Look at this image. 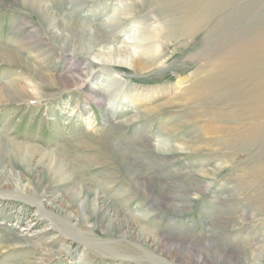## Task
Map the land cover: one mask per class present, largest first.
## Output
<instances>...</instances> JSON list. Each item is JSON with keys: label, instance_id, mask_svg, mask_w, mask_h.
Returning <instances> with one entry per match:
<instances>
[{"label": "bare ground", "instance_id": "obj_1", "mask_svg": "<svg viewBox=\"0 0 264 264\" xmlns=\"http://www.w3.org/2000/svg\"><path fill=\"white\" fill-rule=\"evenodd\" d=\"M60 1L62 0H0V4L9 3L11 6H22L30 10L38 20V24L26 21L28 35L26 39L18 41L16 48H0V62L25 66L35 79L29 78L23 82V78H19V81H16V78L15 81L0 86V100L2 98H6L7 101L21 100L26 94L30 96V100H34L43 95L53 97L59 87L65 89L83 87L84 100L78 107L79 116L84 114L89 126L95 122L90 101H94L100 107L103 118L117 117L118 123L132 125L168 111L173 106L171 101L176 100L178 94L181 95L178 98L184 100L183 106L192 110L196 100L192 96L193 92L202 94L198 99L201 102L204 97L209 100L213 94L217 106L221 108L213 112L211 124L207 126L205 123L201 126L202 132L210 134L212 136H208L210 139L213 138L232 151L245 147L255 152L258 148L262 150L264 146V27L256 30L257 32L254 31L253 36L241 39L242 35L239 34L241 35L239 39L233 38L237 36L236 27L240 24L238 21L241 20L243 16L241 15L232 23L236 27H232L231 24L228 26L232 31L228 32L227 36L221 34L226 30L225 18L233 20L237 15L235 10L242 0ZM248 12L251 14L254 10H246L244 13ZM41 29H44V34H41ZM203 30H206L203 36L209 39L205 44L206 53L199 52L194 57L191 56L193 61L197 60V65L190 72H186L185 76L179 75L176 79L174 86L178 93L175 98L170 99L171 101L168 99L157 102L147 108L138 107L142 98L148 97H145V94H151L149 98L158 96L154 91L160 87L156 84L142 85L133 82L127 76L137 77L166 70L174 63L175 49L183 48L186 43L189 44L194 35ZM58 52L63 53L62 60L67 65L55 70L51 63H48L54 53ZM46 87L52 89L51 92L45 94L43 90ZM181 104L179 102L174 105ZM124 105H127L131 111L120 116L119 112L124 109ZM141 108L143 111L140 110ZM192 110L188 114L182 111L163 116L164 133L157 136L153 143V148L161 156L169 157L202 151V146L194 147V144L199 142V131L195 133L196 138L194 135H188L190 138L186 139L189 142L194 138L195 143L175 144L177 139L174 138L175 135L181 134L182 131L186 132V128L194 124L191 118H195L197 113ZM181 116L183 118H179ZM220 119H225V123L219 124ZM33 151L34 154L37 153L36 150ZM257 153L258 151L256 155ZM119 154L130 185L127 184L126 188L121 187L118 195L126 203L136 196L141 198L138 204L143 208L140 209L141 214L138 216H132L129 214L130 211L125 212L126 204L115 202L107 196L106 190L109 188L107 182L110 179L108 173L103 174L99 182L101 190L98 192L80 185L76 181L74 171L69 170L63 161L55 158L45 167L44 156H41L31 166H25L29 174L36 179L34 186L25 183L19 173L13 172L6 162L0 160V185L4 188V194L13 197L12 194L16 191L10 188L12 186L22 192L25 191L24 193H28L26 201L32 200L33 203H37L42 215L48 217L47 227L39 230L34 223L29 222L24 224L18 236L16 235L20 239L19 246H32L43 250L44 257L37 260L38 264H43L45 260L54 257L71 255L73 253L71 249L74 247L72 244L75 241L85 253L90 245L78 232L80 224L100 227V231L107 235H119L135 240L139 244L161 249L162 254L167 252L172 256L180 255L184 263L192 262L194 258L199 264H210V262L261 264L264 260V247H259L254 256L242 262L225 250L222 254L217 245L215 247L211 244L208 251L213 254V258L208 259L206 250L201 247L181 245L178 248L164 242V238L154 230L141 225V222L154 215L160 206L174 212L186 213L201 192L213 188L218 192L221 184L216 187L214 182L220 172L226 168L224 165L216 161L217 163L206 166L208 161L203 158L200 162L202 165L193 169L195 174L179 181L180 186L177 183L172 188L168 184L157 187L151 175L141 173L135 163L129 161L125 150L119 151ZM96 156L98 155L84 156L85 158L82 159L87 163L97 162V166H108V160L98 158V161ZM259 160L261 161L249 172H245L250 175V179L244 185L245 188L259 187L264 190V156ZM75 172L79 174L77 170ZM233 187L234 192L229 193L232 198L236 193L238 194L241 186L237 183ZM4 202L5 200L0 199V204ZM231 209L230 214L234 211ZM52 229H57V233L43 238L42 234ZM56 240L57 244L70 242L68 247L55 249ZM98 248L96 250H99ZM100 249L105 250L103 247ZM106 250L111 251V249ZM64 253L65 255H62ZM76 263L78 264V261Z\"/></svg>", "mask_w": 264, "mask_h": 264}, {"label": "rangeland", "instance_id": "obj_2", "mask_svg": "<svg viewBox=\"0 0 264 264\" xmlns=\"http://www.w3.org/2000/svg\"><path fill=\"white\" fill-rule=\"evenodd\" d=\"M60 2H63V0ZM240 3L238 9L235 10L237 15L233 17V20L225 18L226 30L221 33L222 36L224 34L225 37L228 32L232 31L228 26L233 25L232 23L235 22L236 17L241 15L243 16L238 21L240 24L237 27L232 26L236 27L238 32L237 36L233 38L239 39L241 35V39L253 36L254 31L257 32L264 27V0H242ZM246 10H254V12L246 14L244 13ZM26 21H31V24H38V20L30 10L22 6H11L9 3L0 4V48H16L20 39H26L28 35ZM205 32L206 30H203L194 35L191 42L184 44L183 48L177 47L173 56L174 63L170 64L166 70L162 69L164 71L156 73L157 75L150 73L137 77L127 76L133 82L146 86L156 84L160 87L157 91H154L158 96L149 98L151 94H145L144 96L148 97L142 98V102L138 103V107L147 108L157 102L168 99L171 101L175 98L178 93L174 86L176 79L179 78V75L185 76L186 72H190L197 65V60L193 61L191 56L194 57L199 52L201 54L206 53L207 47L205 44L208 43L209 39L203 36ZM41 34H44V29H41ZM62 59L63 53H54L48 64L51 63L53 69L59 70L62 66L67 65ZM31 61L33 62V59ZM168 75L172 77H166ZM19 78H23L24 82L29 78L35 79V76L25 66L0 62V86L15 80L19 81ZM82 88L65 89L59 87L55 90L57 94L53 97L43 95V97L34 100H30V96L27 94L21 100L7 101L6 98H2L0 100V160L6 162L13 172L19 173L25 183L34 186L36 179L29 174L25 166H31L41 156H44L43 165L45 167L49 166L51 160L55 158L63 161L69 170L74 171L76 181L80 185L98 190V192L101 190L99 189L101 188L99 182L103 178V174L108 173L110 179L107 182L109 186L108 189L106 188L107 196L115 202L126 204L124 210L127 213L130 211L129 214L132 216L140 215V209L143 207L138 204L141 201L139 196L127 203L119 198L118 193L121 191V187L126 188L127 184L130 185L119 151L125 150L129 161H133L141 173L151 175L157 187L168 184L172 188L177 183L180 186L179 181L186 180L188 176L195 174L193 169L202 165L200 162L203 158L206 159V162L208 161L206 166L218 162L226 167L214 182L216 187L221 184L218 192L215 188L201 192L193 206L186 213L174 212L169 208L160 206L158 207L160 209L148 220H143L141 225L154 230L164 238V242L171 243V245L178 248L181 245L184 247H201L206 250L205 254L208 259L213 258V254L208 251L211 244L215 247L218 246L217 248L221 250L222 254L225 250L242 262L246 258L254 256L253 254L256 253L259 247H264V190L259 187L245 188L246 186H244L248 182L247 180L250 179V175L245 172H249L253 166L262 160H259V158L264 156V146L262 150L256 149L258 157L254 150H249V147L232 151L217 143L213 138L210 139L208 137L211 136L210 134L202 132L201 126L205 123H207V126L211 124L210 120L214 117L213 112L221 108L217 106V100L213 94L209 100L204 97L201 102L198 99L202 97V94L193 92L192 96L196 99L193 103V110L197 113L195 118H191L194 124H190L186 128V132L182 131L181 134L175 135L176 140L173 138L175 144L183 142L185 144L186 142L188 145L195 143V133L199 131V142L195 143L194 147L202 146V151L199 153L177 154L169 156V158L161 156L153 148V143L157 136L164 133L163 128L165 127L162 125V118L165 114L172 115L182 111L188 114L192 110V108L189 109L183 106L184 103L182 102L184 100L178 98L181 95H176L177 99L171 101L173 106L168 111L150 116L139 121L138 124L132 125L118 123L117 117L103 118L100 107L94 101H90V108L92 109L90 110L95 122L92 126H89L85 115L79 116L78 107L84 100ZM51 90L46 87L43 91L46 94ZM179 102L182 104L179 106L174 105ZM123 107L124 109L119 112L120 116L131 111L127 105ZM140 110L143 111V108ZM189 116L192 115L189 114ZM223 122L225 123V119L218 120L219 124ZM88 130L90 133H88ZM188 135H194L195 137L188 142L186 141L190 138ZM13 143L17 145H12ZM33 150H36L38 154H34ZM143 154L145 155L143 156ZM91 155H98L96 156L97 160L98 158L108 160V166H97V162L96 164L94 162L87 163L83 160L84 156ZM75 170L79 173L78 175ZM106 170L108 172H105ZM237 183L241 187L238 194L236 193V196L232 198L231 194L234 192L235 187L233 185ZM10 188L16 191L13 192V197L4 194V188H1L0 185V199L5 200L4 203L0 204V264H38L37 260L44 257L43 250L32 246H19L18 241L20 239L17 236L23 225L29 222L34 223L36 229L39 230L47 227L48 217L42 215L37 203H33L32 200L31 202L26 201V194L28 193L22 192L17 187L12 186ZM241 190L242 192H239ZM230 192L231 194H229ZM230 209L231 214L229 213ZM56 230L52 229L48 233H43V238L51 237L54 233H57ZM100 230V227L85 224L78 225V232L83 235L90 245L85 253L82 252L81 246H77L78 243L75 241V243H71L74 246L71 249L73 251L71 255L59 258L52 256L53 259L45 260L43 264H77L76 261H78V264H199L194 258L192 262L184 263L180 255L172 256L167 252V254H162L161 249L157 248V250L152 246L139 244L135 240L119 235L110 236V234L107 235ZM64 240L66 239L64 238ZM55 242V249H59V247H68L70 241L62 244H57V240ZM100 247L105 250H101ZM97 248L99 250H96ZM106 249H111V251ZM62 255H65V253ZM212 263L214 264V262H210V264ZM215 264H218V262ZM261 264H264V260Z\"/></svg>", "mask_w": 264, "mask_h": 264}]
</instances>
